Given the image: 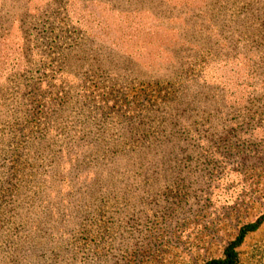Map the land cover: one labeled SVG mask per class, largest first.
Here are the masks:
<instances>
[{"label":"rangeland","instance_id":"rangeland-1","mask_svg":"<svg viewBox=\"0 0 264 264\" xmlns=\"http://www.w3.org/2000/svg\"><path fill=\"white\" fill-rule=\"evenodd\" d=\"M0 187V264L222 257L264 214V0H0Z\"/></svg>","mask_w":264,"mask_h":264},{"label":"trees","instance_id":"trees-1","mask_svg":"<svg viewBox=\"0 0 264 264\" xmlns=\"http://www.w3.org/2000/svg\"><path fill=\"white\" fill-rule=\"evenodd\" d=\"M12 187L13 186H11V189ZM263 219L264 214L259 217L256 221L242 225L237 236L224 248L223 256L219 258L209 259L204 264L236 263L238 261L237 247L241 244L246 234L249 231H252L257 228ZM36 221L38 222L39 220H35V222ZM25 222H27V219L23 218V216L20 215L18 210L13 211L11 208L0 207V255L10 256L12 253L21 250L20 247L17 245V242L19 240H23L22 237L27 239L28 236L27 233L18 235V232L22 229L21 227ZM28 246L30 249L34 248L35 245Z\"/></svg>","mask_w":264,"mask_h":264}]
</instances>
